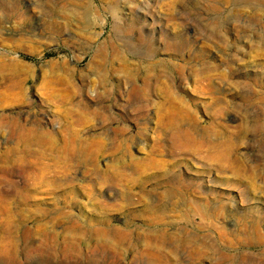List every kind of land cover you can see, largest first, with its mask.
<instances>
[{
  "label": "rangeland",
  "instance_id": "rangeland-1",
  "mask_svg": "<svg viewBox=\"0 0 264 264\" xmlns=\"http://www.w3.org/2000/svg\"><path fill=\"white\" fill-rule=\"evenodd\" d=\"M0 264H264V0H0Z\"/></svg>",
  "mask_w": 264,
  "mask_h": 264
},
{
  "label": "bare ground",
  "instance_id": "bare-ground-1",
  "mask_svg": "<svg viewBox=\"0 0 264 264\" xmlns=\"http://www.w3.org/2000/svg\"><path fill=\"white\" fill-rule=\"evenodd\" d=\"M245 1V0H244ZM11 125V124H10ZM26 131H27V129H26ZM29 131V130H28ZM29 134V133H28Z\"/></svg>",
  "mask_w": 264,
  "mask_h": 264
}]
</instances>
